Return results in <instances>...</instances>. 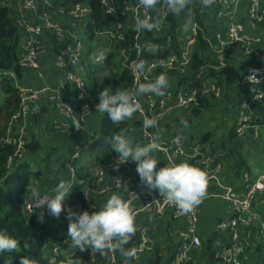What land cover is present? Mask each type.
I'll return each mask as SVG.
<instances>
[{
  "label": "built area",
  "instance_id": "1",
  "mask_svg": "<svg viewBox=\"0 0 264 264\" xmlns=\"http://www.w3.org/2000/svg\"><path fill=\"white\" fill-rule=\"evenodd\" d=\"M99 2L103 9L104 22L101 28L95 29V20L86 1L55 4L53 0H5L6 4L12 5L19 38H25L23 44L19 43L18 63L24 69L34 72L33 75L42 82L36 84L31 80L18 83L19 105L7 122V130L12 129L14 121L21 119L22 131L26 118L41 114L40 101L51 104L54 109L49 123L51 131L59 138L58 155L62 161L57 168L61 173L65 171L68 182L73 183L64 204L75 193L74 183L78 181L81 171L83 182L80 191L85 199V207L82 208L76 203L67 207L76 212H91L95 209L96 202L106 200L113 193H119L129 202L135 213L137 237L131 248H135L137 252L132 257L133 260L137 261L154 250L155 240L151 232L154 225L160 221H169L177 225L178 240L167 264L194 262L199 257L195 250L201 246V203L191 213L180 212L157 190L149 191L141 183L134 171V161L128 159L120 162L118 153L111 149L108 141L101 151L96 149L97 143H93L99 127L92 129L90 119L100 122L102 117L95 110L97 103L94 102L92 91L93 83L95 80L98 82L97 63L93 60L98 51H94V48L100 45L99 39L104 35L109 38L111 49L114 43H123L127 38H133L134 41L128 47L120 46L117 49L120 67L125 68V72L120 75L126 79L123 83L120 82L123 85L121 90L136 86L137 74L131 70V65L139 59H143L146 66L157 65L150 73L140 75V82H146L165 72L168 86L163 96L152 93L139 96L137 100L142 111L134 113L131 117L133 120L130 119L129 123L127 119V128L122 130L126 135L138 132L140 145L147 144L152 135H158L160 148L155 152L161 160L166 164L186 161L201 168L208 176L207 182L213 181L219 189L211 195L219 196L227 202L228 211L215 222L214 249L210 254L212 261L208 255L201 254L202 264H264V170L256 176L249 171H244L237 178L232 174L238 181H228L221 176L224 151L213 152L209 143L190 137L188 133L191 132L186 130L188 124H184L182 129L181 124L172 123L170 127L167 126L173 116L179 120L189 116L191 109L199 105L200 98L215 101L222 98V86L216 78L208 76L204 66L196 70L191 68L193 53L200 48L197 36L201 33L209 46L207 54L210 57L207 65L210 67L220 69L226 65L225 49L229 46H236L243 56L254 58L255 67L240 76L236 86H240L236 91L240 95L233 99L230 106L234 113L233 132L237 140L251 143L256 142L259 132H264V123L250 124L254 113L250 103L264 99V0H214L207 9V15L202 17L203 26L193 13L179 16L175 37L170 33V24L167 22L169 12L166 0H157L153 9L138 7L137 0ZM146 15L159 19V27L152 31H137L136 17L143 18ZM89 23H92L93 35L89 53H86ZM157 37H162L161 42H155ZM101 48L104 47L98 46V49ZM131 49L135 53L133 57ZM143 52L155 56L143 58ZM45 54H51L54 62L49 60L53 69L55 68L53 82L46 81L48 78L44 77L43 63L48 60L41 58ZM108 55L111 53L106 57ZM90 80L92 85L89 88ZM145 116L155 117L157 124L145 128ZM135 120L137 123H134ZM74 122H78L80 127L74 125ZM173 126L180 127L172 129ZM250 127H253L252 131ZM6 140L10 142L11 138L7 137ZM82 153H85L84 159L78 161ZM33 181L38 182L40 189L41 179L36 178ZM50 187L40 190L41 195L49 194L54 186L51 184ZM204 198L205 195L202 200ZM33 204L29 191L23 203L25 214L41 216L42 212L45 223L50 226L61 225L60 232L66 231L65 236L67 235L65 227L68 220L64 211L59 217H53L48 213L46 205L36 209ZM143 214L145 218L139 219ZM67 240L70 239L64 237L62 242ZM68 250L71 249L68 247ZM58 252V245L54 243L47 249L42 264H58ZM89 255L90 262L100 257L102 264H122L118 250H105L101 255L89 249Z\"/></svg>",
  "mask_w": 264,
  "mask_h": 264
},
{
  "label": "trees",
  "instance_id": "2",
  "mask_svg": "<svg viewBox=\"0 0 264 264\" xmlns=\"http://www.w3.org/2000/svg\"><path fill=\"white\" fill-rule=\"evenodd\" d=\"M55 4H65L74 1H86L91 8V16L94 21V28H101V24L104 22L103 9L99 0H53ZM207 8L201 6L200 0H188L186 9L178 15L171 13L167 16V22L170 24V33L176 36L177 19L179 16H184L193 13L196 16L198 22L203 26L202 17L207 15ZM264 25V24H262ZM264 29V28H263ZM88 40L86 42L87 51L91 47V40L93 35L92 23L88 24ZM19 31L14 23L12 15V5L5 3V0H0V229L6 230L10 235H14L18 240V248L13 253L0 254V264H20V258L22 256H28L34 260V264H42L45 260L46 252L55 242L58 244V264H67V259L71 258L75 261V264H102L100 257L94 262H90L89 249L81 252L73 245L71 250H68L66 242L62 240V226L53 225L50 226L40 218L39 214L28 216L23 210L24 200L27 198L29 189L33 179H41L40 190H47L51 188L45 184V181L41 178V170L37 166L34 168L31 165V156L40 155V160L47 162L51 154L48 151L44 154L46 149L44 144L34 134H27L24 131H20L22 125L21 119L14 121L12 129L7 130V122L10 117L15 113L19 105L18 96V83H22V74L26 69L21 67L18 63V50L19 44ZM202 34L199 33L197 39L200 44V48L195 50L192 56L191 68L196 70L200 67L206 68V72L209 77L216 78L219 84L223 88V95H228L232 103V90L240 78L239 69L237 66L227 60L226 65L220 69H215L207 65L210 57L207 52L209 50L208 43L202 38ZM162 37L155 38V42H161ZM133 38L129 37L123 43H114L113 49L117 51L120 46L128 47V44L133 42ZM131 56H135L134 51L131 49ZM143 58H150L155 56L148 52L142 53ZM212 59V58H211ZM206 65V66H205ZM121 79V81H120ZM126 81L125 77L116 78L115 74L111 76V79L105 78L102 82L98 83L96 80L92 85L94 102H99V92L103 89H110L113 93L120 88V82ZM234 95V94H233ZM235 97V96H234ZM221 99V98H220ZM219 99V100H220ZM200 103L190 113L197 116L203 115L206 112L214 111L213 105L215 99L200 98ZM217 101V99H216ZM253 107V114L250 120V124L261 125L264 123V112L257 113L254 109L256 106H262L264 110V99L261 102L250 103ZM44 110V109H43ZM98 112V111H97ZM231 116L234 119V113L231 111ZM131 117L128 119V123ZM133 118L131 119V121ZM222 119L221 121H223ZM182 123L189 124L191 122L190 117H181ZM134 123H137L135 120ZM220 126V124H219ZM215 125L214 128L219 127ZM50 129L51 126L49 125ZM233 123L224 128V133L220 138L214 137L212 127H207L205 131H199L195 135L188 133L190 137L197 138V141L202 143L207 142L210 144L213 152L222 150L228 159L229 168L236 178L240 176L244 171L251 172V165L245 154L238 151L240 149L242 140H237L233 132ZM126 121H121L119 124L113 123L107 113L105 112L100 120L99 129L96 132V138L93 143L106 142L110 136L121 129H126ZM25 130L28 128L26 126ZM253 130V127H250ZM178 131V130H177ZM176 132V130H175ZM7 137L11 140L8 142ZM92 147V145H91ZM237 148V149H235ZM47 155V158H44ZM158 168L167 165L163 160L158 161ZM229 170V171H230ZM79 178L74 183L75 193H73L65 205L76 203L82 208L85 207V199L83 198L80 188L83 182V176L81 171L79 172ZM96 202V200H93ZM105 200L96 202V206L102 204ZM95 210V209H94ZM93 210V211H94ZM92 212V211H91ZM90 212V213H91ZM67 230V227H65ZM216 234H210L207 238H201V246L195 250L199 257L201 254L212 257L211 252L214 249L213 239ZM136 233H134L127 245L124 247L131 248L134 240H136ZM60 242V243H59ZM176 245H169L163 253L159 249L154 248L153 251L144 254L139 260L135 261L130 258L127 264H167L169 258L172 256ZM120 262L125 264L124 258L120 255ZM11 259L9 260V257ZM210 261L211 258H210ZM189 264H201L198 259Z\"/></svg>",
  "mask_w": 264,
  "mask_h": 264
},
{
  "label": "clouds",
  "instance_id": "3",
  "mask_svg": "<svg viewBox=\"0 0 264 264\" xmlns=\"http://www.w3.org/2000/svg\"><path fill=\"white\" fill-rule=\"evenodd\" d=\"M201 6L207 8L214 0H200ZM157 0H137V6L144 9H153ZM188 5V0H166L167 11L173 15L183 12ZM159 19L152 16L136 17L135 28L137 31L143 29L152 31L159 27ZM108 53L101 49L93 58L94 63L102 64ZM157 65L146 66L143 59H139L131 65V70L137 74L136 86L131 89H118L113 93L110 89L99 92V102L95 110L104 114L109 119L119 124L133 116L134 113L142 111L137 98L142 94L152 93L163 96L168 86L167 74L161 72L153 79L140 82L139 76L145 72H151ZM108 75L107 73L104 76ZM250 77V76H249ZM254 77V76H252ZM256 79V78H255ZM257 81V80H256ZM157 124L155 117L145 116L143 126L154 127ZM74 125L80 127L78 122ZM111 149L118 153L120 162L131 159L135 162V170L140 181L151 191L157 190L166 201L173 204L182 213H191L199 205L205 195L208 176L204 170L189 164L186 161L170 162L157 168V161L151 153L159 150V136L152 135L147 144H134L133 139L126 135L124 130L114 132L108 139ZM52 157V155H51ZM73 183L60 179L51 192L42 196L38 182L33 181L30 187V195L34 201L33 206L40 209L46 205L47 211L53 217H59L62 211L68 220L67 235L71 240L64 241L69 249L72 245L81 252L86 249L95 250L101 255L105 250L114 251L119 249L120 255L127 261L136 255L135 248H125L130 237L135 233V213L130 204L119 193H113L91 213L87 210L73 211L64 204L67 194ZM41 219L43 213L41 212ZM66 231L62 232V239ZM62 242V240H61ZM57 243V242H55ZM60 243V242H59ZM58 244V243H57ZM18 240L6 230L0 229V254L16 252ZM11 256L9 257V260ZM20 264H34V260L28 256L20 258ZM67 264H75L71 258Z\"/></svg>",
  "mask_w": 264,
  "mask_h": 264
},
{
  "label": "rangeland",
  "instance_id": "4",
  "mask_svg": "<svg viewBox=\"0 0 264 264\" xmlns=\"http://www.w3.org/2000/svg\"><path fill=\"white\" fill-rule=\"evenodd\" d=\"M264 28V26H262ZM82 35V33H81ZM100 45L104 48H101L103 50H105L108 54L111 53V55H108V57H106L104 63L102 64H97V79L98 82H102L105 78L108 77V79H111V76L113 75V73L115 74L116 78H119L120 75L125 72V68L120 67V56L118 54V51L111 49L110 46V40L107 36H102L99 39ZM96 43L98 44V41H96ZM104 43V45H103ZM98 44V46H100ZM98 46H96L94 48V51H98L101 49H98ZM107 46V48H106ZM107 56V55H106ZM53 67L52 66V62L51 61H46L45 63H43V70H44V77H49V69ZM107 73L108 75L104 76V74ZM34 72L30 71L29 77L33 80L34 83L38 84V83H42L41 80L37 79L35 75H33ZM25 76V75H24ZM92 85V80L89 81V88ZM123 88V85H121V89ZM240 89V88H239ZM1 96V94H0ZM1 98V97H0ZM40 103L42 104V110H41V114L34 117V118H30L32 119H36L33 120V122L35 121V123L31 122V120L29 118H26L24 120V124L23 127L24 129L22 131L26 132L27 134H34L36 137H38L44 144H46V149L43 151V153L45 154L47 151L49 154L51 153H56L59 152V142L57 140V142H53L55 140V136L52 134V131L49 127V125L47 126L48 123V119L50 121L51 119V115H52V108H46L49 104L48 102L45 101H40ZM231 106V101L228 95L222 96V98L220 100H217L214 102L213 108L214 111L212 112H206L203 115L197 116L195 114L190 113L188 117L191 118V122L187 125L186 130H189L191 133L196 134L199 131H205L207 129V127H212L213 128V132H214V137L215 138H220V136L224 133V128H228L232 123H233V119L231 116V110L232 107ZM1 107V104H0ZM1 109V108H0ZM44 109V110H43ZM49 109V110H48ZM256 110L257 113H261L263 111L262 106H256L254 108ZM222 119H224L223 121H221ZM30 120V122H29ZM47 120V121H46ZM172 124V121L170 122ZM220 124V126H219ZM215 125H218L219 127H215ZM28 128V130L26 131L25 128ZM263 132V131H262ZM262 135V133H261ZM263 135L261 136V138L258 140V142L261 145V149L256 148L257 145L255 144V142H246V143H242L241 145V149L238 150L239 152L241 151L242 154H245L248 159H249V163L251 165V172L252 175L256 176L258 175L260 172H262L264 170V139L262 138ZM105 147V142H101V143H97L96 144V149L101 151L103 148ZM158 155L157 153L153 152L151 153V155H153L156 159H158V161L160 160V158L156 155ZM40 153L39 155H35V156H31L30 158V163L31 165L36 168L37 166L40 168L41 172V178L45 181V184L49 183L51 181V183H53L56 180H60V179H64L66 181H68L67 176H66V172L63 171L62 173L60 172V175H56L55 172H53V169L55 168V166H58L62 161L61 160H55L52 157H49V160L47 162H44V160H40ZM85 153H82V157L78 160H83ZM47 158V155L44 157ZM158 161H157V165L156 167L158 168ZM226 163H228V159L225 156L224 160H223V167H225L227 170L229 168V165L226 166ZM134 171L135 168H134ZM57 181V182H58ZM232 182H237L238 180L232 178L231 180ZM56 182V183H57ZM208 182H213V181H208ZM214 187L213 189L211 188L210 184H207L206 187V196L205 198L202 200L201 204L206 203L204 205V207H212V211H214L215 213L222 211L225 212L228 209V204L226 201L222 200L219 196H213L211 195L212 193H216L219 191V189L217 188V186L215 185V183L213 182ZM51 184H49L50 186ZM256 203H258V199H256ZM211 210V208H210ZM155 233V232H154ZM154 236V235H153ZM158 249L161 253L164 254L165 250H166V246H169L172 244V242H170V240H174L175 241V235L173 234V232H166V233H162L161 235L158 234ZM67 238H69L71 240L70 237H68V235H66ZM169 244V245H168ZM174 245V244H172ZM160 246V247H159ZM47 250H45L46 252Z\"/></svg>",
  "mask_w": 264,
  "mask_h": 264
},
{
  "label": "crops",
  "instance_id": "5",
  "mask_svg": "<svg viewBox=\"0 0 264 264\" xmlns=\"http://www.w3.org/2000/svg\"><path fill=\"white\" fill-rule=\"evenodd\" d=\"M214 23V22H213ZM264 31V30H263ZM225 55H226V58H227V60L229 61V62H232V63H234L236 66H237V68L239 69V73H240V76H242L244 73H246V72H248V71H250L252 68H254L255 67V60H254V58L252 57H245V56H243L242 54H241V52L239 51V49L236 47V46H229V47H227L226 49H225ZM42 60H51L52 62H53V59H52V56H51V54L49 55V54H45V55H43L42 56V58H41ZM54 63V62H53ZM55 67V66H54ZM54 73H55V68L53 69V67H51L50 69H49V77H47L48 79L46 80V81H48V82H53L54 81ZM29 74H30V71H28V70H26V71H24L23 72V74H22V81L23 82H26V81H28V82H31V78L29 77ZM25 75V76H24ZM22 82V83H23ZM238 88H240V86L238 85ZM236 86H234V89L232 90V99L233 98H235V97H237V96H239L240 95V92L239 93H236V91L237 90H239ZM234 94V95H233ZM235 96V97H234ZM46 108H52V109H54L53 108V106L52 105H48ZM49 110V109H48ZM264 112V110L262 111V113ZM102 114V113H101ZM261 114V113H260ZM94 115V114H93ZM92 115V116H93ZM91 116V117H92ZM102 116H103V114H102ZM31 120V119H30ZM30 120H29V122H30ZM33 120H35L36 121V119H32L31 120V122H33ZM91 121H90V126H91V128L92 129H96V128H98L99 127V125H100V122H97V120L96 119H94V118H91L90 119ZM101 120V119H100ZM35 121L33 122V123H35ZM47 121V120H46ZM172 123L174 124V125H179V124H181V128L180 129H182V127H183V125L184 124H187V123H182L179 119H178V117H176V116H173V118H172ZM170 122H167V126L168 127H170ZM48 125H50V123H49V119H48V123H47V126ZM180 126H173L172 127V129H177V128H179ZM169 129V128H168ZM188 132H190L189 130H188ZM261 133H262V135H263V139H264V132H259V137H258V139L256 140V142H255V144L257 145V147L256 148H258V149H261L262 147H261V145H260V143L258 142V140L261 138ZM52 134L55 136V140L53 141V142H57V140H58V142H59V138L55 135V133H53L52 132ZM193 134V133H192ZM195 135V134H194ZM128 136H130L132 139H133V143L134 144H138V140H139V136H138V132H134V133H131V134H128ZM249 137V136H248ZM251 138V137H250ZM244 142V141H243ZM244 143H246V142H244ZM242 147H240V149H241ZM235 149H237V148H235ZM240 149H237V150H240ZM156 153V152H155ZM58 154H60V151L59 152H56V153H54L53 155H52V158L53 159H55V160H59V155ZM158 154V153H157ZM154 155H156V154H154ZM156 156H158L159 157V154L158 155H156ZM248 158V157H247ZM161 160V159H160ZM249 160V159H248ZM230 170V168H228V170L224 167L223 168V170H222V177L224 178V179H226V180H228V181H230L232 178H233V176H232V172H231V170ZM53 172H55L56 173V175L58 176V175H60V170L57 168V166H55V168L53 169ZM137 177H138V179H140L139 178V176L137 175ZM58 180H56V181H54L53 183H51V181L49 182V183H47L46 185H49V184H52V186H54L55 184H56V182H57ZM207 184H210V186H211V188L213 189V187H214V184H213V182H207ZM207 194L205 193V196H206ZM206 203H203V204H201L200 205V207H199V233H200V236H201V238L203 237V238H207V236L208 235H210V234H213L214 232V226H215V222L223 215V213H225L226 211H228V209H229V207H228V209L225 211V212H222V211H219V212H217V213H215L214 211H212V207H210L211 208V210H210V208H209V206L206 208V207H204V205H205ZM144 219L145 218V214H143V216L142 217H140L139 219ZM177 225L175 224V223H171V222H169V221H166V222H164V221H160V222H157L155 225H154V227H153V229H152V234L154 235V240H155V248H157L158 249V244H159V242H158V234L159 235H161L162 233H166V232H173V234L175 235V241L174 240H170V242H172V244H174L175 245V242L178 240V228L176 227ZM155 232V233H154ZM171 244V245H172ZM169 245V244H168ZM160 247V246H159ZM167 247V246H166ZM198 261L201 263V257H198ZM202 264V263H201Z\"/></svg>",
  "mask_w": 264,
  "mask_h": 264
},
{
  "label": "water",
  "instance_id": "6",
  "mask_svg": "<svg viewBox=\"0 0 264 264\" xmlns=\"http://www.w3.org/2000/svg\"><path fill=\"white\" fill-rule=\"evenodd\" d=\"M24 40H25L24 37L20 38L19 43H20V44H23V43H24Z\"/></svg>",
  "mask_w": 264,
  "mask_h": 264
}]
</instances>
